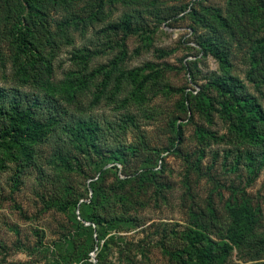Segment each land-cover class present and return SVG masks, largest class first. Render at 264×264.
<instances>
[{
    "label": "rangeland",
    "instance_id": "obj_1",
    "mask_svg": "<svg viewBox=\"0 0 264 264\" xmlns=\"http://www.w3.org/2000/svg\"><path fill=\"white\" fill-rule=\"evenodd\" d=\"M263 42L264 0H0V264H264Z\"/></svg>",
    "mask_w": 264,
    "mask_h": 264
},
{
    "label": "trees",
    "instance_id": "obj_2",
    "mask_svg": "<svg viewBox=\"0 0 264 264\" xmlns=\"http://www.w3.org/2000/svg\"><path fill=\"white\" fill-rule=\"evenodd\" d=\"M25 1L28 2L29 0H25ZM254 56L260 58V61L258 60L260 62L259 65H262V68H263L262 70L264 71V42L262 43V47L260 48V54H258V56H257V54H255ZM243 207H244V210L249 211V208L248 207H246V206H243ZM234 215H235L236 218L239 217L238 212H236V214L234 213ZM247 218H248L247 221H250L251 220V219H249V217H247Z\"/></svg>",
    "mask_w": 264,
    "mask_h": 264
}]
</instances>
